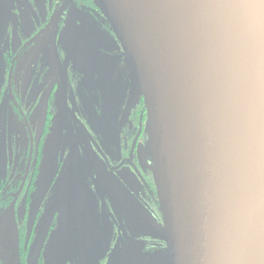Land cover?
<instances>
[{
    "label": "flooded vegetation",
    "instance_id": "af4514ba",
    "mask_svg": "<svg viewBox=\"0 0 264 264\" xmlns=\"http://www.w3.org/2000/svg\"><path fill=\"white\" fill-rule=\"evenodd\" d=\"M94 0H0V264H168L147 110Z\"/></svg>",
    "mask_w": 264,
    "mask_h": 264
},
{
    "label": "water",
    "instance_id": "95a60500",
    "mask_svg": "<svg viewBox=\"0 0 264 264\" xmlns=\"http://www.w3.org/2000/svg\"><path fill=\"white\" fill-rule=\"evenodd\" d=\"M143 96L168 264H264V0H94Z\"/></svg>",
    "mask_w": 264,
    "mask_h": 264
}]
</instances>
